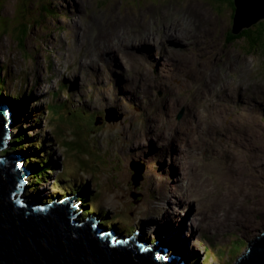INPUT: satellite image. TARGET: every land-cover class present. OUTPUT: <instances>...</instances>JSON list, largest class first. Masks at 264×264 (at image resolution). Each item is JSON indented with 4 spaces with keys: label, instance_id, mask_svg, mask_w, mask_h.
I'll use <instances>...</instances> for the list:
<instances>
[{
    "label": "rangeland",
    "instance_id": "obj_1",
    "mask_svg": "<svg viewBox=\"0 0 264 264\" xmlns=\"http://www.w3.org/2000/svg\"><path fill=\"white\" fill-rule=\"evenodd\" d=\"M93 1L0 0V18L12 22L11 28L9 24L5 25L6 30L0 24V71L6 85L1 91V101L11 105L14 118L18 110L22 112L15 119L11 116L10 142L16 139L15 148L20 147L23 153L17 150L14 153L25 158H45L43 155L49 153L51 160L49 169L52 171L44 174L43 182L38 181L37 185L36 178L29 180L24 196L32 190L45 199L58 194L64 196L66 192L80 194L78 201L84 200L79 208L81 219L95 213L98 219L104 220L103 215L107 214L112 223L120 220L116 227L122 228V236L134 235L133 228L126 234L125 226L137 229L145 222V233L153 239L157 228H151L152 218H160L161 212L165 215L159 202L170 195L173 179L157 169L161 164L159 158L150 163L147 160L151 168L147 167L145 140L152 137L153 152L162 148L168 154L178 153L186 163L187 179L185 185H181L183 190L179 198L189 210L188 229L191 232L188 236L187 231L184 239H188L187 250L194 252L186 253L196 264H236L248 250V242L264 233V86L255 85L254 92L246 93L245 100L236 96L228 100V91L220 89L239 79L264 81V48L257 49L245 40L226 43L233 24V11L227 2L100 0L95 2L98 10L95 12ZM126 6L145 7L135 11ZM159 8L160 13L153 12L149 19L145 18ZM24 24L28 27V36L22 47L16 39L19 34L15 29ZM68 24L69 29L61 26ZM77 25L80 28H76ZM176 29L188 30L191 36L184 39L186 49H166L176 55L181 52L180 55L188 56L179 60L183 62V70L171 77L166 51L158 49L154 55L152 51L145 52V46L131 45V41L141 42L143 36L162 39ZM180 33L183 36L182 31H176L177 37L172 38L183 41L178 37ZM173 45L180 46V43ZM110 47L120 48V52L111 51ZM145 56L153 64H158V58L159 64H166L157 66L170 77L168 84L173 88H157L150 101H145L144 91L134 88L136 85L145 88L142 84L145 76L139 78L133 66L137 60L145 62ZM57 59H61L55 68L59 76L47 80L46 75L43 80L41 74L49 67L47 63L50 60L54 64ZM103 61L111 66L107 71ZM147 70L145 66V72ZM118 74L128 85L122 86L121 90L114 86L122 83L116 79ZM61 79L68 82L71 90L69 93L64 91L61 97L66 98L62 101L73 102L75 108H79L76 110L86 111L85 120H78L84 126L83 132L78 129L72 132L79 126L73 119L74 127L68 125L60 133L55 132L59 136L68 135L67 150L61 141L58 146L52 133L48 132L52 122L45 110L46 104L56 99L52 89L59 91ZM18 92L25 96L15 99ZM68 94H71L70 98ZM136 95L138 99L134 101ZM219 99L226 100V105H220ZM71 108L69 104V111L64 109L55 114V119L66 122L63 120L70 119L69 112L74 111ZM104 112L111 113L115 122L100 119ZM77 113L79 111L73 114ZM180 115L182 117L178 119ZM90 117L99 124L93 130H89ZM145 130L151 135L145 136ZM90 132L91 138L96 136L94 140L101 148L96 144L90 147ZM73 140L81 146L71 144ZM44 141L45 149L40 147L36 155H28V148L42 145ZM82 145L89 149L88 153ZM9 146L7 151L14 149L12 144ZM71 151L79 162H75L76 165H84L87 160L94 169L98 163L95 161L101 155L96 178L93 179L91 171L84 166L80 169L71 165L68 155ZM109 151L114 154L118 151L117 166L112 167ZM134 165L144 172L141 191L130 182ZM60 176L62 180H57ZM152 178L154 181L150 185ZM155 182L161 183L160 187ZM97 193H102V197L94 195ZM186 200L194 202L187 206ZM154 205L157 209L152 212L156 216L151 214ZM199 205L202 211L198 209ZM173 211L170 210L175 215L174 223H181ZM186 221L183 222L185 227ZM199 223L200 229L196 230L195 225ZM212 223L215 225L210 227ZM190 224H193V232ZM206 245L209 246L204 247Z\"/></svg>",
    "mask_w": 264,
    "mask_h": 264
},
{
    "label": "water",
    "instance_id": "obj_2",
    "mask_svg": "<svg viewBox=\"0 0 264 264\" xmlns=\"http://www.w3.org/2000/svg\"><path fill=\"white\" fill-rule=\"evenodd\" d=\"M235 6V34L264 19V0H235ZM1 102L0 150L7 146L8 112L13 113ZM106 118L115 119L110 113ZM18 160L14 154L0 155V264H175L174 260L156 259L155 250L146 252L135 240L121 239L113 244L114 233L96 228V217L76 219L80 212L76 213L73 205L79 195L67 200L57 197L48 206L38 196L26 197V204L21 203L25 200L21 197L24 179L33 173L27 168L19 170ZM135 172L131 181L136 189L143 170ZM144 235L145 231H140L136 238L144 241ZM236 264H264V233L249 243Z\"/></svg>",
    "mask_w": 264,
    "mask_h": 264
},
{
    "label": "clouds",
    "instance_id": "obj_3",
    "mask_svg": "<svg viewBox=\"0 0 264 264\" xmlns=\"http://www.w3.org/2000/svg\"><path fill=\"white\" fill-rule=\"evenodd\" d=\"M95 2H96V0H94L93 1V9H94V11H95ZM111 2H112V0H111ZM125 7V6H124ZM145 7V6H144ZM144 7L143 8H131V7H128V6H126V8H131V9H134L135 11H142V10H144ZM163 7H168V6H163ZM160 10H161V8H159V11H156V10H153V11H151V12H149L148 13V15L146 16L145 15V18L146 19H149V17H150V15L153 13V12H156V13H160ZM109 13V12H108ZM158 16H160V15H158ZM156 20L158 21L159 20V18L157 19V17H156ZM64 22V21H63ZM67 24V23H66ZM60 25V24H59ZM76 25V24H75ZM61 26H65V27H67L66 29H69V24L68 25H61ZM79 26V25H78ZM233 28H234V18H233ZM176 31H182L183 32V36H182V38H183V41H178V40H174L172 37H177V35H174V33L176 32ZM191 36V33H190V31H188V30H185V29H183V30H180V29H176L175 31H173L171 34H169V35H165L164 36V38H162V39H160V38H158L157 36H154V37H156V39H159V40H162V41H165V42H167L168 40H170V42L171 43H173V44H175V43H180V46L179 45H173L172 44V48H178V49H181V51L182 50H184V49H186V43L184 42V39H188L189 37ZM165 37H168V39L167 38H165ZM145 40H148V36L147 37H145V36H143V38H142V41L141 42H137V41H131V42H133V43H131V45H140V46H145ZM176 41V42H175ZM118 49L119 48H117L116 50H117V52H118ZM110 50L111 51H113L112 50V47H110ZM111 51H109L110 53H111ZM52 52H54V51H52ZM52 52H51V54H52ZM180 53L181 52H178V55H179V57H180V60H183L185 57H188V56H183V55H180ZM48 55H49V52L48 53H46V58H48ZM53 55H55V54H53ZM106 55H109V54H106ZM121 58H122V56H120ZM44 60V57H42V61ZM117 62H119V59H117ZM161 63H163V62H161ZM182 64L178 67V71H177V73L178 72H180V71H182L183 70V68H184V65H183V62H181ZM47 64H49V67H50V62H48ZM103 64H104V67H105V71H107L111 66H110V64L109 63H107L106 61H103ZM156 66H155V68H154V70L156 71V72H158L159 73V71H161V69H159L158 68V66H164V65H166V64H159V61H158V64H155ZM158 65V66H157ZM133 66L135 67V74L139 77V78H143L144 76H145V63L143 62V61H140V60H137L136 62H134L133 63ZM47 69H48V67H45L44 68V70H45V72L47 71ZM45 72H43L41 75H43L42 76V78H43V80L46 78L45 77ZM118 73V72H117ZM170 74H171V72H170ZM147 76H148V78H149V81H148V86H145V101H150L151 100V97H152V94L154 93V91L157 89V88H159V87H161V85L165 82V80H164V78H161V77H157V76H154L151 72H147ZM173 77V76H172ZM21 78V77H20ZM24 79V78H23ZM116 79L117 80H122L121 82L122 83H119V84H115L114 86L115 87H117V89H119V90H121L122 89V86H124V85H127V83L124 81V78L123 77H121L119 74L116 76ZM170 79V77H168V80ZM240 80H242V79H240ZM22 81V80H21ZM144 82H145V79L143 80ZM125 82V83H124ZM235 82H237L236 80H235ZM124 83V84H123ZM142 84L144 85V83L142 82ZM229 85V84H228ZM128 86V85H127ZM165 89H167V90H171V89H173V88H171V86H170V84L169 85H167L166 87H165ZM220 90H222V89H220ZM136 91L134 90V92L133 93H135ZM25 96V95H24ZM23 96V97H24ZM137 99H138V96L136 95L135 96V99H134V101H137ZM14 113V112H13ZM8 114H10L12 117H13V119H15L14 118V116H13V114H11V113H9L8 112ZM107 114V116H108V114H109V112H107L106 113ZM111 114V113H110ZM86 111H82V112H80L79 113V115L78 116H76V118H79V119H81V120H85V118H86ZM19 116V115H18ZM106 116V115H105ZM181 117H182V115H180L179 116V118L178 119H181ZM17 118V117H16ZM9 119H10V117H9ZM92 117H90L89 118V122H91L92 121ZM115 120H116V118L114 119V120H112V121H109V122H115ZM77 121V120H76ZM80 121V120H79ZM79 121H77V122H79ZM11 122H12V119H11ZM80 122H83V121H80ZM10 125V124H9ZM151 135V132L149 131V133H147V131H145V136H149V135ZM95 137L96 136H94V137H92L91 138V132H90V138H91V142H90V147H91V145H94V144H96L99 148H101L100 146H99V142L98 143H96L95 142ZM11 139V129H9V138H8V141L7 142H5V146L6 147H4L3 149H1L0 150V155H1V153H8V154H6V155H9V153L10 154H14V151H11V149L9 150V151H7L8 149H9V143L10 144H12L11 142H9V140ZM56 143L58 144V146L60 145V143L58 142V141H56ZM153 143H154V141L152 142V137H149V139L148 140H145V151L146 152H148V148H150V158L148 159L149 160V163H150V161L153 159H156V158H159V161H160V169H162V175H165V174H167L168 176H170L172 179L174 178V169H173V159H172V156H171V154H167V153H165V152H163L162 150V148L159 150V151H157L156 153H153L152 152V148H153ZM17 145V144H16ZM16 145H14L13 146V144H12V147H14V149H15V146ZM83 146V145H82ZM40 147L42 148V149H45L46 148V146H45V141L42 143V145H40ZM17 151H20V152H22L23 153V151H21V150H17ZM44 152V151H43ZM110 152V151H109ZM111 153V152H110ZM112 155V159L114 160V164L112 165V167L113 166H117L118 165V159H117V154H118V151H117V153L116 154H114V152L112 151V153H111ZM15 155V154H14ZM19 156H21V157H23V155H19ZM43 156H45V158L43 157V160H44V167L43 168H41V167H39V169H41V170H47L48 171V169H49V167L51 166V160H50V155H49V153H47V154H45V155H43ZM25 158V157H24ZM31 158V157H30ZM30 158H28V159H26L25 160V162L26 163H24V166H26L33 174L32 175H29V176H27L25 179H24V182H30L29 180H33V179H35V177H34V175H35V172L33 171V169H31V167H30V165H32L33 163L32 162H34V160H31ZM36 162V161H35ZM50 163V166H46L47 165V163ZM145 163H146V160H145ZM149 163H146V165H147V167L148 168H151V166L149 167L148 166V164ZM35 164V163H34ZM162 164H163V166L164 167H168L169 169H170V173L168 172V171H166V170H163V168H162ZM71 165H72V163H71ZM76 165V164H75ZM74 165V166H75ZM75 167H77V166H75ZM146 170V169H145ZM52 171V170H51ZM147 171V170H146ZM45 174V173H44ZM91 174V176H92V178L94 179L97 175H98V173L97 172H95V177L92 175V172L90 173ZM52 175V174H51ZM80 175H82V174H79V176ZM30 176H32L33 178H30ZM81 178H83V180H85L84 179V176L82 175V176H80ZM28 178H30V179H28ZM60 180H62V177L60 176ZM66 179H68V180H73V178L72 179H70V178H66ZM156 179V178H155ZM151 180H153V179H151ZM87 181V180H86ZM154 181V180H153ZM130 182L132 183V181L130 180ZM151 182V181H150ZM150 184V183H149ZM151 185V184H150ZM133 186V185H132ZM24 190L22 191V193H21V197H23V198H25V200H23L21 203H24V204H26V202L25 201H27L28 199L26 198V197H30V196H35L34 195V193H32L31 194V191L28 193V195H25L24 196V193H25V190H26V188H27V185H25L24 187ZM133 191H134V189H133ZM137 191V190H136ZM138 192V191H137ZM36 193H38V192H36ZM80 196V194H71V193H68V194H65L64 196L63 195H60V196H56V197H54V198H52V199H55V198H57V197H61V198H64V199H68V197L69 196H71V197H73V198H75L76 196ZM95 196L97 195V194H94ZM142 197V196H141ZM140 197V198H141ZM96 198V197H95ZM52 199H50L49 198V201L48 202H50ZM78 199H79V197L76 199V204L75 205H73V207H76L77 205H78V208H80V204L83 202L82 200H80V201H78ZM96 200H98V201H100L101 199H96ZM149 200L152 202L153 200H152V198H149ZM139 201V200H138ZM44 203H46L47 204V206L48 205H51L52 203H48L47 201H43ZM46 206V205H45ZM44 207V206H43ZM152 209L151 210H153V209H157V206H153V207H151ZM78 212H80V211H78ZM155 213V212H154ZM82 215V214H81ZM97 214H95V213H91L90 215H89V217L88 218H86V220H88V219H94L95 217H96V221L98 222L97 224L99 225L98 227H100L101 226V224H102V221L103 220H100V219H98L97 218ZM76 219H81L80 218V213L78 214V216L76 217ZM128 221H129V223H131L130 222V219L128 218ZM135 227V226H134ZM134 227H129V229H126V228H124V229H126V230H130V229H132L133 228V230H134V238H136V236H138L140 233H139V228H135L134 229ZM157 230H158V228H157ZM126 232H128V231H126ZM143 238H145V240H144V242H148L149 240V237H147V235H146V233H145V237H143ZM115 242V241H114ZM204 253V252H203ZM181 260H180V263L181 262H187L188 264H196V262L194 261L193 262V259H191L189 256H188V254L186 253L185 254V256L183 255V257H181L180 258Z\"/></svg>",
    "mask_w": 264,
    "mask_h": 264
},
{
    "label": "trees",
    "instance_id": "obj_4",
    "mask_svg": "<svg viewBox=\"0 0 264 264\" xmlns=\"http://www.w3.org/2000/svg\"><path fill=\"white\" fill-rule=\"evenodd\" d=\"M215 1H220V2H227L230 6H231V10L233 11V14H232V19L233 18H235V14H236V10H237V7L235 6V0H215ZM0 24H1V26H2V28H5V30H6V28H7V26H5V25H7V24H9V28H11V26H10V24L12 25V22L10 21V20H8V19H6V18H4V17H1L0 18ZM28 27L24 24V25H20V26H18V28L16 27V29H15V31H17V33L19 34L18 35V37H16V39L17 40H19V44H20V46H22V47H24L23 45H24V42H25V40H26V38H27V36H28V29H27ZM8 29V28H7ZM1 30V29H0ZM233 24H232V26H231V29L229 30V32H228V34H227V37H226V43L227 44H234V43H236V42H239V41H241V40H245L246 42H249V43H251L253 46H255V48H257L258 49V47H260L261 49L262 48H264V19L263 20H261V21H259V22H257V23H255V24H252V25H250V26H248V27H244L243 29H242V31L240 32V34H235L233 31ZM251 45V46H252ZM20 49V48H19ZM4 87H6V85H5V81H4V79H3V77H2V74H1V71H0V93H3V92H1V91H4ZM4 88V89H3ZM56 95V99L58 98V96H57V93L56 94H54V96ZM24 95L23 94H21L20 92H18V93H16L15 94V99H21L22 97H23ZM56 99L54 100V103L53 102H51L50 104H49V111H50V120H51V122H52V124L54 125V130H53V135L55 136V138H56V140L60 143V141L62 142L61 144H63L62 145V147H65L66 146V144L67 143H69V142H67V138H68V135H66V134H60V136L56 133L55 134V132L57 131V132H59L60 133V131H62L63 130V128H65V126H70L71 128L72 127H74V124H73V122L75 121L77 124H79L77 121L78 120H80V121H84V120H81V119H79V118H76V114H73L74 112L72 111V112H69V116H70V119H67V118H65L63 121H66V122H62L61 120L60 121H58V120H56L55 119V114H57V113H61L62 111H64V109H67L68 110V105L69 104H71L70 102H62V103H60V102H58V101H56ZM4 101V100H3ZM23 111H24V109H23ZM69 111V110H68ZM14 112V111H13ZM17 114H19V116L22 114V112H21V110L19 111H17L16 113H15V118H16V116H18ZM65 114V113H64ZM65 116H66V114H65ZM74 121H73V120ZM77 120V121H76ZM56 124V126H55V124ZM89 125L91 126L90 127V129L89 130H93V129H95V127H96V125H95V123H94V121H93V119H92V121L91 122H89ZM84 126H81V124H79V126H78V128L77 127H75V131H72V132H77V129L79 130V131H81V132H83V130H82V128H83ZM62 129V130H61ZM60 137V138H59ZM13 145L15 144H17V141H16V139H15V141L14 142H11ZM71 144H76V145H80L79 144V142H77V141H71L70 142ZM81 146V145H80ZM79 146V147H80ZM78 147V148H79ZM84 149H85V153H88L89 151V149H87V148H85L84 146H82ZM38 148H40V145H35L34 146V148H28V151H30V153L28 152V155L30 154V155H36L37 154V151H39L38 150ZM65 149H66V147H65ZM14 150H22L20 147H18V148H15V149H11V151H14ZM67 150V149H66ZM75 151V149H73V152ZM73 152L71 151V152H69L68 153V155L71 157V160H72V164L73 165H75L76 163L75 162H78V160H77V158L73 155ZM22 153V152H21ZM77 153H79L78 152V150H77ZM90 156H91V153H90ZM100 158H101V155L98 157V159L95 161V162H98L99 164H100ZM108 159H110V157H107ZM85 160V159H84ZM36 161V162H35ZM86 161V164H77V165H75V166H78L80 169L81 168H83V166L88 170V171H91L92 172V175L94 176L95 175V172H97L98 171V169H99V167H100V165L97 163V168L96 169H94V168H92V165H91V163L89 162V161H87V160H85ZM33 164L32 165H30V167H31V169H33V171L35 172V175H34V177L36 178V183H35V185H37L38 184V181H39V183L40 182H43V180H44V178H45V176H44V173L45 174H48V172H50L51 171V169H48V171L47 170H41V169H39V167H41V168H43L44 167V160H43V157H38V159H36V160H34V162H32ZM35 163V164H34ZM79 163V162H78ZM111 163H112V165L114 164V160L113 159H111ZM47 167L48 166H50V163L48 162L47 163V165H46ZM95 177V176H94ZM96 178V177H95ZM43 179V180H42ZM57 180H60V179H57ZM95 180H97V179H95ZM131 186V185H130ZM85 192H86V190H84ZM84 191H83V194H84ZM37 191L36 190H32L31 191V194L32 193H36ZM57 194H58V192H56ZM68 193H71V192H66L65 194H68ZM73 194V193H72ZM97 195H98V197H102V193L99 195L98 193H97ZM53 197H51L50 199H52ZM92 206V205H91ZM90 206V207H91ZM103 218L105 219V221H104V223L102 224V226L103 227H106V228H108V227H113V226H118V224H120L119 222H120V220L119 221H116V222H114V223H112V222H110V221H108V216H107V214H104L103 215ZM128 218V217H127ZM124 228H126V229H129V227L128 226H125ZM119 229V232H120V230L122 229L121 227H119L118 228ZM125 230V229H124ZM127 231H129V230H127ZM126 234H128V232H126Z\"/></svg>",
    "mask_w": 264,
    "mask_h": 264
},
{
    "label": "bare ground",
    "instance_id": "obj_5",
    "mask_svg": "<svg viewBox=\"0 0 264 264\" xmlns=\"http://www.w3.org/2000/svg\"><path fill=\"white\" fill-rule=\"evenodd\" d=\"M178 37H182V35H181V33L180 34H178ZM160 51H161V49H160ZM135 90H137V91H144V94L143 95H145V88H142V87H140V85H136L135 87ZM2 94L0 93V101H1V98H2V96H1ZM68 96V98H70V96H71V94H68L67 95ZM231 97H229L228 99H230ZM64 100V99H63ZM1 103H6V104H2V105H4V106H7L8 105V108L11 110V105L10 104H8V102H5V101H3V102H1ZM13 112V111H12ZM11 114H13V113H11ZM206 118V117H205ZM12 124H13V122H12ZM171 126V125H170ZM173 127V126H172ZM255 133H256V130H255ZM254 135V134H253ZM255 137H256V134H255ZM11 139H12V134H11ZM10 139V140H11ZM10 140H9V142H10ZM15 145V144H14ZM153 147H155V143H153ZM150 148H148V152H146L145 151V160L147 161L151 156V154H150V150H149ZM158 151V150H157ZM153 152V151H152ZM153 153H156V152H153ZM171 153V152H170ZM15 155H22V154H17V153H14ZM24 156V155H23ZM27 156V155H26ZM36 160V159H35ZM162 168H163V170H166V171H168L169 173H170V169L168 168V167H164L163 166V164H162ZM131 169H132V171H131V174H132V176H131V179H132V177L136 174V172H135V170H137V172L138 171H141V169L142 168H140L138 165H134V166H132L131 167ZM159 171H161L162 172V169H160V167H158L157 168ZM133 172V173H132ZM144 173V172H143ZM158 174V173H157ZM161 176V175H160ZM30 178H33V177H30ZM153 179V178H152ZM174 179V178H173ZM144 181V176H143V174H141V181H140V185H139V187L141 186V184H142V182ZM158 181V180H157ZM159 182V181H158ZM157 187H160V185H161V183H159V184H157L156 182L154 183ZM173 185H176V184H173ZM138 187V188H139ZM142 187V186H141ZM141 187L139 188V190L141 191ZM138 188H137V190H138ZM46 194V193H45ZM140 194V193H139ZM61 194H58V196H60ZM179 201V200H178ZM83 202H84V200H83ZM171 208V207H170ZM163 216H165V215H163ZM163 216H161V217H163ZM161 217L160 218H156V220L155 219H153L152 218V221H154L153 222V224L151 225V228H153V227H157L158 229H160V230H162V231H164V232H159V230H158V233L159 234H161V235H166V236H170V237H172V239H173V237H177L176 236V233H178L179 232V234H182V230L184 229V227H185V224H183V226L184 227H181V223H174V221H175V215H173L171 212H170V210H167V215H166V219L164 220V221H162V219H161ZM104 221H105V219L102 221V224L104 223ZM161 223V224H160ZM102 224H101V226L99 227V228H101L104 232H107V233H114V236L116 237V240L118 241V240H123V242H126V240H129L130 238H132V236L133 235H130V236H122V234L119 232V229H118V227H116V226H113V227H108V228H106V227H103L102 226ZM181 227V228H180ZM139 233H140V231L142 232V231H145V222H143L139 227ZM148 228V227H147ZM179 230V231H178ZM165 231H167L168 233H170V234H165ZM118 237V238H117ZM117 241L115 242V244L117 243ZM191 252L192 251H188V253L189 254H191ZM192 253H194V252H192Z\"/></svg>",
    "mask_w": 264,
    "mask_h": 264
}]
</instances>
